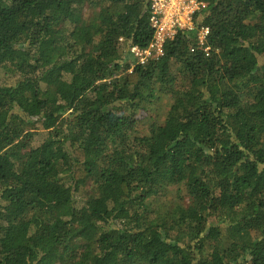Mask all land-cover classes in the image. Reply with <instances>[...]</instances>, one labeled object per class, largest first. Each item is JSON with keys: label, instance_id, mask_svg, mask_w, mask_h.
Here are the masks:
<instances>
[{"label": "trees", "instance_id": "16d2710c", "mask_svg": "<svg viewBox=\"0 0 264 264\" xmlns=\"http://www.w3.org/2000/svg\"><path fill=\"white\" fill-rule=\"evenodd\" d=\"M204 1L140 64L150 0H0V264H264V0Z\"/></svg>", "mask_w": 264, "mask_h": 264}, {"label": "built area", "instance_id": "2783aa9c", "mask_svg": "<svg viewBox=\"0 0 264 264\" xmlns=\"http://www.w3.org/2000/svg\"><path fill=\"white\" fill-rule=\"evenodd\" d=\"M207 7L204 0H150V27L153 30V41L146 49L131 47V53L144 64L147 60L161 58L164 55V44L173 39L180 31L194 30L195 16ZM209 34L208 28H200L197 41L204 46ZM203 51L208 55V48Z\"/></svg>", "mask_w": 264, "mask_h": 264}, {"label": "rangeland", "instance_id": "374dc122", "mask_svg": "<svg viewBox=\"0 0 264 264\" xmlns=\"http://www.w3.org/2000/svg\"><path fill=\"white\" fill-rule=\"evenodd\" d=\"M9 82V78H6L2 73H0V84H7ZM44 133L41 132L39 134V136H37L36 138H34V142L32 143L34 146L38 145L41 141V139L43 138Z\"/></svg>", "mask_w": 264, "mask_h": 264}]
</instances>
